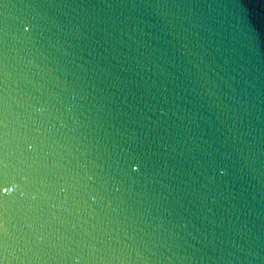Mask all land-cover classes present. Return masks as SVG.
Instances as JSON below:
<instances>
[{
    "label": "water",
    "instance_id": "water-1",
    "mask_svg": "<svg viewBox=\"0 0 264 264\" xmlns=\"http://www.w3.org/2000/svg\"><path fill=\"white\" fill-rule=\"evenodd\" d=\"M0 264H264V0H0Z\"/></svg>",
    "mask_w": 264,
    "mask_h": 264
}]
</instances>
